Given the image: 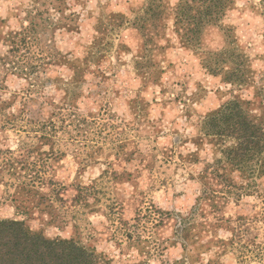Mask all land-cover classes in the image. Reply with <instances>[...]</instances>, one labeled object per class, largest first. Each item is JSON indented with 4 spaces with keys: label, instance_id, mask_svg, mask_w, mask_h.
<instances>
[{
    "label": "rangeland",
    "instance_id": "1",
    "mask_svg": "<svg viewBox=\"0 0 264 264\" xmlns=\"http://www.w3.org/2000/svg\"><path fill=\"white\" fill-rule=\"evenodd\" d=\"M146 1L0 0V218L74 238L111 264H173L182 257L180 221L189 217L210 243L189 264H264L228 246L229 220L240 215L256 218L255 243L263 239L264 175L251 194L217 189L195 206L199 174L220 150L201 132L203 118L233 96L262 116L261 0H234L195 48L181 42L168 13L141 27ZM175 2L166 0V10ZM25 27L31 54L54 51L60 60L41 74L51 75L45 85L21 74L23 48L10 51L7 33ZM234 48L248 59L246 87L205 66L208 53ZM72 80L77 97L68 107L62 87ZM46 116L64 128L50 137L32 130ZM79 188L88 192L76 202Z\"/></svg>",
    "mask_w": 264,
    "mask_h": 264
},
{
    "label": "trees",
    "instance_id": "2",
    "mask_svg": "<svg viewBox=\"0 0 264 264\" xmlns=\"http://www.w3.org/2000/svg\"><path fill=\"white\" fill-rule=\"evenodd\" d=\"M233 4L234 0H176L166 10V0H147L141 15L142 25L140 26L145 27L147 22L153 24L164 13H168L171 15L174 30L181 42L195 48L200 45L203 30L211 25H219ZM260 4L264 15V0H261ZM29 29L30 27H25L22 32L7 33L12 43L10 51L14 53L23 48L21 50H23L25 63L19 65L21 74L38 77L41 79V84L45 85L51 82V75L41 74L43 71L47 72L50 65L60 60H57V52L54 51H47L43 53L44 55L31 54L26 40ZM68 63L69 67L78 74L79 70H76L74 62L68 61ZM205 66L209 71L220 74L224 81L234 86L246 87L249 84L248 59L241 51L235 53V48L208 53ZM73 79L77 80L76 77ZM71 85H74L71 89L62 87L65 93L64 103L68 107L77 97V94L74 95L77 86L74 80ZM252 104L251 100L233 96L203 118L201 132L215 141L220 146V150L219 155L206 163L199 174L202 186L195 206L201 200H212L218 190L224 194H235L238 199L244 194H251L249 192L258 187L257 179L264 175V96L260 102L263 108L262 116L251 111ZM47 116L46 118L36 117L32 130H39L50 137L57 129L64 128L65 121L59 119L58 122ZM235 172L245 183L237 185L232 177ZM81 190L77 189L78 195L72 200L81 202L84 195H87L88 189L84 192ZM195 208L197 207H194V210ZM188 218L182 217L180 221L179 237L182 257L175 260L173 264H189L192 257H197L210 249V243L200 241V235L194 232L192 229L194 225L190 224ZM254 219L240 215L229 220L231 236L228 246L231 250L238 251L242 258L257 255L259 259L264 260V235L259 243H255L251 229V221ZM0 264L111 263L94 248L74 238L48 237L42 231L31 229L23 219L0 218ZM206 264H217V260L209 259Z\"/></svg>",
    "mask_w": 264,
    "mask_h": 264
}]
</instances>
